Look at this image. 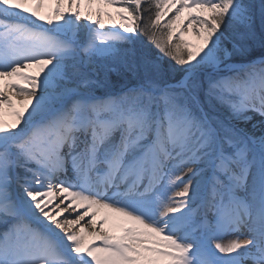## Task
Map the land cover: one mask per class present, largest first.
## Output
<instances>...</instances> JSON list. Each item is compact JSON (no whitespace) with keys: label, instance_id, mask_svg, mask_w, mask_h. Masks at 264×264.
Returning <instances> with one entry per match:
<instances>
[{"label":"snow or ice","instance_id":"6c2138e0","mask_svg":"<svg viewBox=\"0 0 264 264\" xmlns=\"http://www.w3.org/2000/svg\"><path fill=\"white\" fill-rule=\"evenodd\" d=\"M35 2L39 9L42 0ZM62 2L56 0L57 7L46 25L71 15L105 29L100 12L93 19L92 14L85 16L80 11V0H67L65 13L59 6ZM28 3L29 0H0V35L8 39L14 52L29 57L0 70V80L9 79L6 86L0 85V109L14 108L13 95L22 98V107L11 113L14 121L6 125L0 120V136L17 137L0 148V264H47L44 257L50 254L12 190L9 170L18 163L11 158L12 148L26 162L42 164L57 173L66 165L85 176L104 167L102 179L107 185L131 181L129 191L143 185L145 192L159 183L170 159L179 157L189 165L183 168L181 177L192 174L197 162L207 160L214 169V199L209 201L208 210L235 233L227 243L212 240V247L224 257V264H264V155L257 157L250 147V143L258 144L264 153V139L246 141L228 129L224 130L227 134L219 136L197 95H191L190 106L188 97L181 102L183 92L163 90L157 94L144 88L132 89L118 98L77 102L50 123L24 132L23 126L41 88V77L53 64L54 54L65 47L58 38L22 23L25 18L39 23L45 20ZM103 3L115 6L118 0ZM147 4L144 7L141 0H123V6L117 9L121 21L118 28L125 33L138 31L160 54L183 67L197 61L213 45L236 0H159L154 18L152 0H147ZM260 7L264 9V5ZM252 8L251 0H245V5L237 10L238 23L243 26L240 39L256 35ZM162 20V28L157 29L155 25H161ZM260 22L264 23V11ZM158 32L163 34L159 38ZM189 33L195 36V42L185 38ZM237 48L234 43L233 50ZM222 54L227 58L231 53L223 48ZM127 55L132 60V54ZM259 67L264 68V60ZM27 69L36 71L29 73ZM129 70H134V64ZM178 87L189 90L198 85L181 82ZM206 96L234 110L254 109L264 116V74L247 82L234 77L211 80ZM236 98L238 103L234 102ZM193 107L199 110V116ZM149 137L151 142L145 146ZM106 151L108 157L101 159ZM36 183H40L39 179ZM191 183L173 194L175 199L165 206L161 216L186 207ZM24 191L39 214L63 233L72 251L87 258L86 264H215L206 248L182 243L164 227L99 195L54 182L44 190ZM101 209L107 212L97 222ZM110 217L111 228L106 227ZM86 219L87 223L82 224Z\"/></svg>","mask_w":264,"mask_h":264},{"label":"rangeland","instance_id":"374dc122","mask_svg":"<svg viewBox=\"0 0 264 264\" xmlns=\"http://www.w3.org/2000/svg\"><path fill=\"white\" fill-rule=\"evenodd\" d=\"M42 1H46V3H48V6L51 8V14H49L51 16L56 8L53 7V0ZM98 1L103 3V0ZM143 1L144 0H141V2ZM251 1L254 2V0ZM107 5L108 4L103 3V8ZM121 6H123V0H118L117 5L114 7L118 9ZM260 6L261 5H258L257 7L253 6L252 8L255 9V11L252 12L254 13V19L257 21L256 35L254 37L251 39H240L243 26L239 25L237 20V10L239 8L236 4L233 11L229 13L225 21V26L229 29V32L232 35H230L231 40L228 43H221L219 35L217 34L218 38L213 41V45L207 52H205L204 55L192 64L185 65V67L180 70V72L183 73L179 84L181 82H187L189 84L198 85V87L202 85V90L206 91L207 85L211 80L232 76L239 80L240 76L235 70H233L234 73L232 74L225 75V73H230L231 71L227 70L231 68L233 69L234 66H240V64H232V62H230V60L240 58V52H251L254 48L258 47L257 45L260 43L263 44L264 30L262 29H264V23L260 22V17L264 9H261ZM161 7H163V5H161ZM61 10L64 11L65 8L62 7ZM247 11L248 10L245 9L246 13ZM184 15L187 16L188 12L186 11ZM120 22V20L118 22H112L109 28L107 27L101 30L96 25L93 29L89 28V22L87 21L77 20L76 25L71 24L69 27H65L62 34L57 29L55 23L53 25H45L44 32L50 36L54 35L53 37L58 38L60 42L65 45V47L62 51L54 54L55 60L53 64L49 66V69L41 77L40 93H38L36 101L45 102V105L40 107L39 113L36 117H32L29 114L26 124L23 126L25 133L30 131L35 126L48 124L53 119L69 112L72 106L77 102H83V100H85L86 103H92L109 98H118L132 89L144 88L147 91H155L157 94L163 90L177 93L183 92L184 95L180 97L181 102H183L185 97H188L189 105L192 106L191 95H196L193 90H199L198 87L185 90L178 87L179 84L162 85L160 82L155 81L152 85H155L156 87L153 89L151 86L145 87L140 83L143 70L146 72L148 68H150L151 71H154L155 68H159V66L157 64H147L142 61L143 58H140L139 55H137L139 54V50L134 47V44L136 42L138 43L139 32H123L118 28ZM159 26L160 25H155L156 28ZM102 34L110 35V37L101 38L99 35ZM157 35L159 38L163 34L158 32ZM59 37L64 38L61 39ZM185 38L195 42V36L191 33H189ZM101 40L104 42L100 43L99 41ZM117 42H121L120 44L122 45H118ZM234 43L238 45L236 50H233ZM102 44L105 45L104 48L101 47ZM124 44L128 46L123 47ZM223 48H227L231 53L227 58L223 57ZM10 49L8 39L0 35V70H7L13 66V62L10 58ZM129 53L132 54V60L128 59L127 54ZM157 57L161 62L162 57L158 55ZM25 58L29 57L25 56ZM214 60H218V63H214ZM133 64L134 70H129V66ZM75 68H78L79 71L74 72ZM255 69L256 70L252 69V73H246L245 77L240 79V81L247 82L253 76L264 74V70L262 72L260 71L259 64L255 66ZM26 71L34 73L36 69H27ZM111 72H120L122 75H127V72H130V74L132 73V79L130 80L132 83L138 84V86H129V84L127 85L125 83L126 85L123 86L117 93L112 91L114 93L104 95L93 93L83 88L84 86L89 85L87 82L92 74V80L97 83L106 84L102 74L104 76L105 74H110ZM114 77L117 78L116 76ZM168 79H166V82ZM5 80L9 79L4 78L3 80H0V85L6 86L7 81ZM108 86H110V84ZM160 86L162 89H158ZM205 96L206 95L202 97L204 103H210L213 110L203 106L204 112L207 113L213 126L217 128V134L219 136L227 134L224 130L228 129L246 141H253L247 139L245 136L246 133L241 131L238 127L236 122V117L239 116L238 110H234L228 105L218 103L216 100ZM234 102L238 103V98H236ZM16 108H18V106L14 102V108H7L8 111H4L3 115L0 114V120H3L6 125L12 123L15 117L11 113L16 110ZM155 110L154 106L153 111ZM193 111L197 116L200 115L199 110L195 107H193ZM16 138L17 137L15 136H0V148L7 147L10 141ZM150 142L151 140H149V138L146 139L144 142L145 146ZM250 147L253 154L257 157L264 155L258 144L250 143ZM10 151L13 161L15 162L18 160V163H14L13 168L9 170V174L13 176L12 190L14 195L17 196L19 194L15 191V189L25 188L31 183L37 184V179L41 182L43 175L40 171H43L44 166L36 164L35 162H26L25 157L18 153V151L14 148L10 149ZM108 155L109 153L106 151L101 156V159H106ZM172 160L178 161L176 157ZM27 163L29 166L26 165ZM187 166H189L187 163L181 162V164H177V162H171L169 166H166L162 175V180L164 179L163 184L153 186L151 191L147 192L144 190H134L129 192L126 194L127 197H122L119 204L142 215L146 220H152L160 217L161 213L165 209V206L175 199L173 194L182 189L181 187L184 186L183 184L185 181L181 178L177 179V177H179V172ZM195 167L197 172L194 175V178L199 181V187L195 192L196 196L186 199V207L180 211V214L177 217H169V222L166 224V226H168V233L177 236L182 243H193L199 248H206L208 250V255L215 262V264H224V257H222L221 254L214 247H212L211 241L217 240L227 243V240L235 233L225 231L224 225L219 222L218 216L208 210L209 201L214 199L213 196L210 197L208 195L212 192L213 188V167L207 162V160L203 159L197 162ZM105 169L106 168L104 167H98L89 172L88 176L77 173L80 174L81 177L77 179L73 186L69 187H72L77 191H85V194H87V191L91 192V190H93L95 187L94 184L97 180V183H103L101 174L104 173ZM24 214L36 233H38L40 240L47 243L50 249V254L47 257H44L47 260V264H77V260L71 258L74 253L72 251V245L62 235V233L55 228L54 225H52L54 229H51L50 226V228L48 226H42L41 224L35 222L34 219L28 215L26 210H24ZM104 215V213H98L97 222L103 219ZM206 221L207 224L205 223ZM112 222L113 221L110 217L109 225L106 227L111 228ZM115 234L119 233L115 232ZM189 258L193 259L191 256Z\"/></svg>","mask_w":264,"mask_h":264},{"label":"bare ground","instance_id":"6f19581e","mask_svg":"<svg viewBox=\"0 0 264 264\" xmlns=\"http://www.w3.org/2000/svg\"><path fill=\"white\" fill-rule=\"evenodd\" d=\"M53 3H54L53 7H57L56 0H53ZM27 6L31 10H38L40 15L45 17V20L40 21V22L45 23V24H41V23L31 19V18H25L22 21V23L27 24L28 27L33 29V30L45 33L44 27L46 25V20H47V18L50 17L49 14H51V8L48 6V3H46V1H42L39 9H37L35 1L29 0V3ZM59 6H60V8H62V7L65 8V10H64L65 13L68 12L67 0H63V2ZM79 8H80V11L85 16L88 14H92L93 19L96 18L95 14L97 12H100L102 14V19L104 20L105 26H107V27H110V24L112 22H118L120 20L116 7H114L112 5H107L103 8V3L99 2L98 0H95V1L91 0V2H89V0H80ZM75 9H76V5L73 4L72 11H75ZM102 9H104V10H102ZM89 23H91V22H89ZM71 24H74V25L77 24V19L71 15L65 16V18L62 21L55 23L57 29L61 32V34L65 30V27H69ZM99 36L101 38L110 37V35H106V34H102ZM101 47L104 48L105 45L102 44ZM10 53H11L10 58L13 62L12 65L15 63L22 62V60L25 59L24 55H20V54L14 52L12 49H10ZM229 71L232 72V70H229ZM228 74H230V73L229 72L225 73V75H228ZM5 81H7V84L9 83V80H5ZM39 93H40V91H39ZM21 100H22V98H18L15 95H13V101L18 106V108H16V110H19L20 107H22ZM82 103H86V101L83 100ZM44 105H45V102L36 101V103L33 105V108L29 114L32 117H36V115H38V113H39L40 107L44 106ZM7 108L8 107L5 106V108H3V110L0 109V114L3 115L4 111H8ZM238 112H239V116L236 117V122L238 124V127L241 129V131L246 133V135H245L246 138L249 140H253V141L264 139V116L260 115L256 110L248 109V108L239 109ZM77 150H79V149H77ZM176 158L178 161L172 160L173 159L172 158L167 162V166H169L171 164V162H177V164H181V160L178 157H176ZM195 168L196 167H194L193 173L189 174L187 176L181 177L180 174L183 170H181L179 172L180 173L179 177L185 181L184 184L188 183L189 181L192 182L191 186H190L189 196L186 199H189L193 196H196L195 192H196V189L199 187V185H198L199 181L196 178H194V175L197 172L195 170ZM40 172L43 175L41 182L39 184L31 183V184L27 185V187H25V188H27L29 190H44L48 187V184L50 182L64 183L66 186H73L76 183L77 179H79V177H81L80 174H77L78 172L75 171L71 167V165H66L65 169L63 171H59L58 173L56 171L51 170L48 167L44 166L43 171H40ZM97 181L95 182V184H94L95 187L93 188V190H91V193L99 195L102 199L109 200V201L116 203V204H119V202L123 196L127 197V195H124L127 192H125L126 189L123 186L130 185V183H131V181H125L124 183H118V182L114 181L112 184H115V186L110 187L106 183H101V182L97 183ZM25 188L15 189V191L18 192V194H19L16 196V198L19 201V203L21 204V206L23 207V209L26 210L28 215H30L34 219L35 222L41 224L42 226H48V227L50 226L51 229H54L52 224H50L44 217H42L39 214V212L32 206L31 200L28 199V197L24 191ZM95 188H96V190H95ZM181 188H183V187H181ZM135 190H137V191L138 190H144V187L142 185V186L136 188ZM208 195L210 197L213 196L212 192ZM106 212H107V210L101 209V210H99L98 213L106 214ZM179 214H180V212L170 213L167 216H160V217H157L155 219L147 220V221L154 223L157 226L164 227L165 230L168 232V226H166V224L169 222V217H171V216L177 217ZM63 215H68V213H65ZM63 215L58 217V218L62 219ZM70 218H72V217H70ZM81 223L86 224L87 219ZM224 230L231 232L226 225H224ZM245 234H246V232H245ZM62 235H63V233H62ZM71 258L76 259L77 264H86V260H87L86 257H78L75 253H73Z\"/></svg>","mask_w":264,"mask_h":264},{"label":"trees","instance_id":"16d2710c","mask_svg":"<svg viewBox=\"0 0 264 264\" xmlns=\"http://www.w3.org/2000/svg\"><path fill=\"white\" fill-rule=\"evenodd\" d=\"M156 3H158V0H152L153 18L155 14V4ZM251 3L253 6L257 7L258 5H264V0H254V2L251 1ZM142 4L144 5V7H148L147 0H144ZM236 4L238 5V8H241L245 5V0H236ZM252 11H255V9H252ZM162 26H163V23H161V25L157 27V29L162 28ZM84 29H85V25H84ZM218 35H219V39L221 40V43H228L231 40V36H232L231 33L229 32V29L226 26H224L221 29V32L220 34L218 33ZM138 37H139L138 43L136 42L134 44V47H136L139 50V54L137 55H139L140 58H143L142 61H144L145 63L152 64V65L157 64L159 66V68H155L154 71H151L150 68H148L146 72H144L143 70V73L141 76V82L139 80L138 81L145 87H150V86L152 87V84H154L155 81L160 82L162 85H166L171 82H174V83L180 82L182 79V73H183V72H180V70L185 66L181 67L175 64L173 61H171L167 57L160 54L150 43H148L146 37H144L140 33L138 34ZM262 42L263 44L260 43L259 45H257L258 47L254 48L251 52H248V51L240 52L239 53L240 58L230 60V62H232V64L234 63L243 64V63H249L259 58H264V40ZM120 43L121 42H117L118 45H122ZM126 44H124L123 47L128 46ZM157 55L162 57L161 62H160V59L157 57ZM131 74L130 72H127V75L126 74L122 75L120 72H111L110 74H105L104 76L102 74V77L104 78V82H106V84L97 83L96 81L92 80L93 79L91 78V76L93 75L92 74L91 76L89 75L90 78L87 82L89 85L84 86L83 88H85L88 91L102 94V95L107 94V93H114V92L117 93L126 84L127 85L129 84V86L131 85L138 86V84H134L131 82L130 80L132 79ZM114 76H116L117 78H115ZM166 79H168L167 82H166ZM204 81L203 83L206 85ZM109 84L110 86H108ZM202 88L203 86L201 85L200 87H198L199 90H196V91L193 90L197 94V96L201 97V101L203 100L202 97L206 95V91L202 90ZM158 89H162L161 86ZM202 102H203V106H206L207 108H209V105H210L212 107L210 103L207 104V103H204V101ZM211 109L213 110V108Z\"/></svg>","mask_w":264,"mask_h":264}]
</instances>
